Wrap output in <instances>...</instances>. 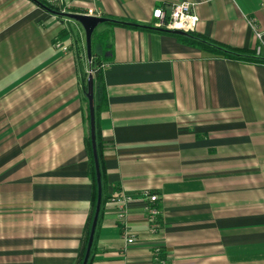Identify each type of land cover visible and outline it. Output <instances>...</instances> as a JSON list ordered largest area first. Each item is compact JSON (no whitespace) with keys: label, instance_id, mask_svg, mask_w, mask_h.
<instances>
[{"label":"crops","instance_id":"crops-1","mask_svg":"<svg viewBox=\"0 0 264 264\" xmlns=\"http://www.w3.org/2000/svg\"><path fill=\"white\" fill-rule=\"evenodd\" d=\"M60 1L115 21L94 30L108 44L107 107L95 122L104 190L86 264H152L155 246L169 264H264V62L151 26L154 8L191 2V36L257 57L264 0ZM82 34L34 0H0V264L82 262L97 197ZM144 189L157 196L155 232ZM113 195L133 198L125 228Z\"/></svg>","mask_w":264,"mask_h":264},{"label":"built area","instance_id":"built-area-1","mask_svg":"<svg viewBox=\"0 0 264 264\" xmlns=\"http://www.w3.org/2000/svg\"><path fill=\"white\" fill-rule=\"evenodd\" d=\"M50 5L60 8V12H66L60 0H46ZM151 16L153 22L151 26L163 30H180L187 34H192L195 31L199 18L195 12V4L191 2H179L171 4L164 8H154ZM252 29L257 40L254 48V55L264 58V32L258 30L254 23ZM53 48L61 50L63 53L68 51V47L64 45L59 39L52 43ZM90 63V62H88ZM91 73V71L89 70ZM139 197L144 200V211L146 220L149 225V231L155 232L159 227L157 223V216L159 214L156 207L157 196L152 191L144 189L139 194ZM133 200L129 195H113L110 196L109 201L116 206V217L123 228L126 226V211L128 204ZM134 239L132 237L126 238L127 244H132ZM152 264H169L165 258L164 250L161 246H155L152 249Z\"/></svg>","mask_w":264,"mask_h":264},{"label":"trees","instance_id":"trees-1","mask_svg":"<svg viewBox=\"0 0 264 264\" xmlns=\"http://www.w3.org/2000/svg\"><path fill=\"white\" fill-rule=\"evenodd\" d=\"M42 7H45L48 11L55 13L59 17H62L60 15V8L57 6H52L50 5L46 0H37ZM66 13V12H65ZM115 22H110V24H114ZM124 24V23H120ZM189 41V43L195 44L196 46H199L201 49L224 58L228 59H245V60H251L255 62H264V58H258L254 57L251 54H248V52H245L244 50H239V49H233L229 48L225 45H222L220 43L214 42L212 40H207V39H201L199 37H189V38H183ZM108 44L100 38V36H97L95 32H93L92 37H91V60L89 63V70L91 71V75L93 77V96H94V115H95V122L96 118L98 116V113L102 110H104L107 105H106V95H105V86L103 82V67L105 61L108 59L105 56V51L107 49ZM84 85L83 89L86 91V83H87V74H84ZM95 138H96V151H97V158H98V164H99V170H100V176H101V202L103 200V190H104V184L102 180V174H101V169H100V161H99V153L97 150V144L99 140V136L97 135V131L95 132ZM93 163V157L91 159ZM92 174L93 178L95 179V169H94V164L92 165ZM97 191V190H96ZM97 195V194H96ZM108 200L110 198L107 197ZM94 200V205H95Z\"/></svg>","mask_w":264,"mask_h":264},{"label":"water","instance_id":"water-1","mask_svg":"<svg viewBox=\"0 0 264 264\" xmlns=\"http://www.w3.org/2000/svg\"><path fill=\"white\" fill-rule=\"evenodd\" d=\"M37 4L42 6L37 0H34ZM45 8V7H43ZM46 9V8H45ZM47 10V9H46ZM53 13V12H52ZM63 17L73 20L77 23H79L84 31V40H85V53L87 61L90 62L91 60V37L94 32V30L102 23H110L115 22L114 20L102 17V16H94V15H87V14H78V13H60ZM163 32H167L170 34H174L177 36L182 37H192L190 34L184 33L180 30H163V29H157ZM86 99L88 103V114H89V137H90V144H91V152L93 157V163H94V169H95V178H96V185H97V197L94 207V212L92 216V221L90 225V230L87 238V243L84 251V255L82 258L81 264H86L89 256V252L91 249L92 241H93V235L96 227V222L98 218V213L100 210V204H101V176H100V170H99V164H98V158H97V151H96V138H95V115H94V96H93V77L91 73L89 72L87 75V83H86Z\"/></svg>","mask_w":264,"mask_h":264},{"label":"rangeland","instance_id":"rangeland-1","mask_svg":"<svg viewBox=\"0 0 264 264\" xmlns=\"http://www.w3.org/2000/svg\"><path fill=\"white\" fill-rule=\"evenodd\" d=\"M77 23V22H76ZM80 27H81V25L79 24V23H77ZM81 29H82V27H81ZM69 32H71V31H69ZM82 32H83V34H82V37L84 36V31H83V29H82ZM84 46H85V44H84ZM88 66H89V63H88ZM88 73H89V70H88Z\"/></svg>","mask_w":264,"mask_h":264}]
</instances>
